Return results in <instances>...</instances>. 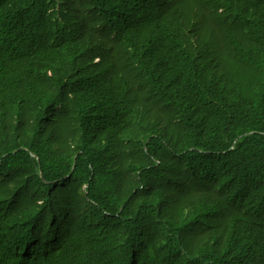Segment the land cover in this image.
<instances>
[{"label": "trees", "instance_id": "obj_1", "mask_svg": "<svg viewBox=\"0 0 264 264\" xmlns=\"http://www.w3.org/2000/svg\"><path fill=\"white\" fill-rule=\"evenodd\" d=\"M0 195V264H264V0H0Z\"/></svg>", "mask_w": 264, "mask_h": 264}, {"label": "bare ground", "instance_id": "obj_2", "mask_svg": "<svg viewBox=\"0 0 264 264\" xmlns=\"http://www.w3.org/2000/svg\"><path fill=\"white\" fill-rule=\"evenodd\" d=\"M108 46H109V45H108ZM110 47H111V45H110ZM123 54H124V53L122 52V53H121V56H122ZM110 56H111L110 54L105 53L103 57H110ZM19 136H20L21 138L26 139V140H29V141L32 140L30 136H27V135H25V134L22 133V132L19 133ZM38 142H40V141H38ZM49 144H51L52 146H56V145H57V144H55V143H53V142H51V143H49ZM70 147H71V144H70ZM52 148H54V147H52ZM27 150H28V149H25V151H27ZM19 151H22V149H19L18 152H19ZM31 155H33V154L31 153ZM1 197H2V195H0V198H1Z\"/></svg>", "mask_w": 264, "mask_h": 264}]
</instances>
